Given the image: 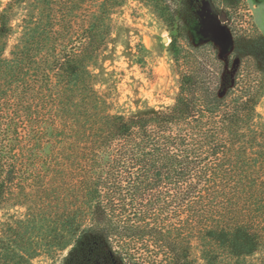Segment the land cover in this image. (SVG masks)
<instances>
[{"label":"trees","instance_id":"1","mask_svg":"<svg viewBox=\"0 0 264 264\" xmlns=\"http://www.w3.org/2000/svg\"><path fill=\"white\" fill-rule=\"evenodd\" d=\"M200 1L144 0L179 89L131 113L97 86L126 0L0 9V264H264V37L193 40Z\"/></svg>","mask_w":264,"mask_h":264},{"label":"rangeland","instance_id":"2","mask_svg":"<svg viewBox=\"0 0 264 264\" xmlns=\"http://www.w3.org/2000/svg\"><path fill=\"white\" fill-rule=\"evenodd\" d=\"M8 1L0 0V9ZM170 1L178 10L187 9L185 2L192 3V0ZM200 3L201 13L194 16L182 13L188 21L194 22L191 26L193 40L212 39L218 43L222 54L227 55L232 47L228 28L231 24L241 38L252 43L264 37V0H201ZM226 11H231L229 22L221 20ZM16 37L11 38L12 43ZM170 41L166 25L144 0H126L115 10L111 37L98 69L100 83L97 85L108 91L114 111L131 113L146 104L160 107L174 101L179 76L174 71ZM238 63L236 59L234 66ZM259 111L264 119V97ZM2 217L1 212L0 219ZM202 263L200 260L199 264ZM33 264L60 262L42 258Z\"/></svg>","mask_w":264,"mask_h":264},{"label":"water","instance_id":"3","mask_svg":"<svg viewBox=\"0 0 264 264\" xmlns=\"http://www.w3.org/2000/svg\"><path fill=\"white\" fill-rule=\"evenodd\" d=\"M222 20L224 22L228 20V17H227V15L225 13L222 15ZM165 39H167V38H165Z\"/></svg>","mask_w":264,"mask_h":264}]
</instances>
